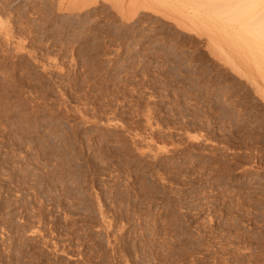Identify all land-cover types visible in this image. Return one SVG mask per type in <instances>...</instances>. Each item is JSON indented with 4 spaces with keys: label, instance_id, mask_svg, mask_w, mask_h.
<instances>
[{
    "label": "rangeland",
    "instance_id": "1",
    "mask_svg": "<svg viewBox=\"0 0 264 264\" xmlns=\"http://www.w3.org/2000/svg\"><path fill=\"white\" fill-rule=\"evenodd\" d=\"M133 1L0 0V264H264V16Z\"/></svg>",
    "mask_w": 264,
    "mask_h": 264
},
{
    "label": "bare ground",
    "instance_id": "2",
    "mask_svg": "<svg viewBox=\"0 0 264 264\" xmlns=\"http://www.w3.org/2000/svg\"><path fill=\"white\" fill-rule=\"evenodd\" d=\"M133 1V0H132ZM137 1L138 0H135V2L137 3ZM147 1V0H146ZM161 1V0H160ZM171 0H166V2H169V3H172V2H170ZM174 1V0H173ZM193 3H192V6L191 7H193L194 5L195 6H198L199 5V7H196V8H198L197 10L196 9H194L195 11H193L194 13L192 14V11L190 10V8H188L187 7V5H189V4H187V2H186V4H185V7H186V9L185 8H179V9H184L183 10V12L185 11L187 14H185L186 16L187 15H191L192 16V21L193 20H196V19H193V17H195L196 16V14H198L199 16H196V17H198L200 20H201V22H202V24L205 26V28L207 29L206 31H208L209 32V36H210V40L214 43V44H216V40H217V38H216V35L218 34V32H219V34L221 33L220 31H222V30H224V29H222L223 27L222 26H220V23H219V21H220V19H219V21H218V18L220 17V16H222L223 15V8H225V7H223L224 6V4L225 3H230L229 4V6L231 5V4H234V3H232V0H191ZM228 1H230V2H228ZM236 1H238V2H240L241 3V6H240V8H242V12H244L243 14H246L247 16H251V17H253V18H256V16H257V19H254L255 21H253V23L255 24H257V25H260L259 23V21H260V19H263V18H261V16H264L263 14H264V0H236ZM134 2V1H133ZM164 2V1H163ZM178 2V0H176V3ZM165 3V2H164ZM174 3V2H173ZM172 3V4H173ZM181 4V1L180 2H178L177 4H175V6H174V8H176V5H178V4ZM239 3V4H240ZM196 4H198V5H196ZM171 5V4H170ZM182 5V4H181ZM180 5V6H181ZM182 7V6H181ZM178 10V9H177ZM182 12V11H181ZM183 14V13H182ZM240 14V13H239ZM184 15V14H183ZM184 15V16H185ZM226 15V14H225ZM189 17V16H188ZM258 17H260V19L258 18ZM190 18V17H189ZM221 18V17H220ZM253 18H251V20L253 19ZM244 19V18H243ZM198 20V19H197ZM199 20V21H200ZM250 20V19H249ZM237 21H239V18H238V20ZM198 22V21H197ZM239 23V22H238ZM247 22H245V24H246ZM249 23H250V21H249ZM241 26V25H240ZM245 26H247V25H245ZM259 27V26H258ZM225 28V27H224ZM227 28V27H226ZM241 28V27H240ZM252 29V28H251ZM250 29V30H251ZM240 30V29H239ZM249 30V36H251V34H252V37L253 38H255V39H252V44H256L255 46H258V48H259V50H264L263 49V47L262 46H260V39L257 37V31H259V29L258 28H256V29H254V30H251L252 31V33H251V31ZM261 30V29H260ZM246 32H247V30H245ZM254 31V32H253ZM224 32H226L225 30H224ZM218 34V35H219ZM226 34V33H225ZM247 35V34H246ZM254 35H256V36H254ZM262 35V34H261ZM218 37V36H217ZM251 39V38H250ZM254 40H257V42H259V43H257V42H255ZM253 41H254V43H253ZM249 43V45L251 46V47H253L252 46V44L250 43V42H248ZM248 45V46H249ZM261 45H263V43L261 44ZM258 48H256V49H258Z\"/></svg>",
    "mask_w": 264,
    "mask_h": 264
}]
</instances>
